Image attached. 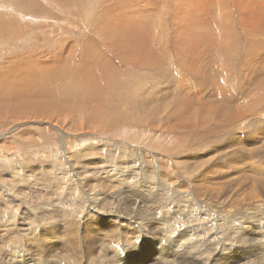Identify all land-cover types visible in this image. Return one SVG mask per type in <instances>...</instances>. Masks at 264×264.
<instances>
[{"label": "rangeland", "instance_id": "374dc122", "mask_svg": "<svg viewBox=\"0 0 264 264\" xmlns=\"http://www.w3.org/2000/svg\"><path fill=\"white\" fill-rule=\"evenodd\" d=\"M240 1L0 0L4 264H27V257L45 264L47 256L51 264H78L63 249L72 222L87 223L86 242L94 238L103 248L94 251L92 264H107L109 258L112 264H150L151 253L166 264H232L241 258L239 264H264V0ZM241 13L250 23L245 25ZM218 102L230 107L207 108ZM220 124L226 125L223 134ZM205 159L213 162L194 165ZM207 169L212 174L196 184L195 172ZM217 182L224 188L218 194L204 188ZM139 198L151 209L140 212ZM119 213L136 220L134 227L117 230L118 223L110 224ZM40 215L52 228L39 231ZM97 222L103 232L116 228L125 235L135 252L123 239L108 243L107 233L102 241L104 235L91 231ZM18 228L25 234L18 235ZM250 230H256L254 237ZM187 237L194 240L193 250ZM41 241L44 250L36 245ZM179 250H191L193 260H183ZM252 257L260 260L252 263Z\"/></svg>", "mask_w": 264, "mask_h": 264}, {"label": "bare ground", "instance_id": "6f19581e", "mask_svg": "<svg viewBox=\"0 0 264 264\" xmlns=\"http://www.w3.org/2000/svg\"><path fill=\"white\" fill-rule=\"evenodd\" d=\"M240 1V0H239ZM249 0H247V2H248ZM239 3H241V1L239 2ZM240 6L241 5H243V3L242 4H239ZM247 5V4H246ZM244 6V9H247V7L245 8V4L243 5ZM253 11H255L257 14H259V12L260 11H258V10H253ZM242 14V13H241ZM251 15V14H250ZM260 15V14H259ZM242 18H243V20H244V23H245V25H247L248 23H250L249 21V19H250V17L247 15V14H242V16H241ZM240 17V18H241ZM259 17V16H258ZM241 18V19H242ZM256 18L255 19H251V21H252V23H254V22H256ZM243 22V21H242ZM209 24V23H208ZM201 25V24H200ZM201 33V32H200ZM218 33H220V31L218 30ZM217 34V33H216ZM220 35V34H219ZM45 36V35H44ZM211 36V35H210ZM212 37V36H211ZM221 38V37H220ZM214 39V38H213ZM44 40V39H43ZM226 41V40H225ZM251 41V40H250ZM44 42H46V41H44ZM228 42V41H227ZM252 42V41H251ZM211 43V42H210ZM211 45V44H210ZM214 45V43L212 44V46ZM251 45H252V43H251ZM40 49V48H39ZM262 50V49H261ZM187 51V50H186ZM45 52V51H44ZM42 53V52H41ZM46 54L48 53V52H45ZM189 53V52H188ZM210 53V52H209ZM213 53V52H212ZM193 54H195V53H193ZM48 55V54H47ZM250 55V54H249ZM183 56V55H182ZM258 56V55H257ZM201 58V57H200ZM24 59V58H23ZM192 59V58H191ZM249 60V59H248ZM39 61V60H38ZM59 61V60H58ZM64 61V60H63ZM190 61V60H189ZM247 61V60H246ZM255 61V60H254ZM262 61V60H261ZM55 62V61H54ZM260 62V61H259ZM9 63V62H8ZM16 63H17V61H16ZM251 63H252V61H251ZM257 63V62H256ZM39 64H40V62H39ZM42 64V63H41ZM52 64V63H51ZM23 65V64H22ZM43 66V65H42ZM193 66V65H192ZM200 66V65H199ZM212 66V65H211ZM264 66V65H263ZM9 68H10V66H8ZM12 67V66H11ZM25 67V66H24ZM78 67V66H77ZM247 67V66H246ZM253 67H255V66H253ZM186 68H188V67H186ZM2 69H4V68H2ZM1 68H0V72H1V70H2ZM39 69H40V67H39ZM46 69V68H45ZM14 70V69H13ZM24 70V69H23ZM182 70V69H181ZM188 70V69H187ZM191 70V69H190ZM193 70H195V71H199L198 70V68H197V66L196 67H194L193 68ZM10 71V70H9ZM15 71V70H14ZM43 72V71H42ZM241 72H242V70H241ZM249 72V71H248ZM3 73V72H2ZM8 73V72H7ZM36 74H37V72H36ZM50 74V73H49ZM49 74H47L48 76H49ZM52 74V73H51ZM11 75V74H10ZM17 75V74H16ZM184 75H186L185 73H184ZM5 76V75H4ZM38 76V75H37ZM240 76H242V75H240ZM3 77V76H2ZM23 77H25V76H23ZM36 77V76H35ZM181 77V76H180ZM203 77V76H202ZM34 78V77H33ZM52 78V77H51ZM78 78V77H77ZM199 78V77H198ZM241 78V77H240ZM21 79H23V78H21ZM35 79V78H34ZM39 79V78H38ZM37 78H36V80H38ZM44 79V78H43ZM42 79V80H43ZM47 79H50V77L49 78H47ZM47 79H46V81H47ZM1 80V79H0ZM52 80H54V77L52 78ZM62 80V79H61ZM64 80V79H63ZM78 80V79H77ZM165 80V79H164ZM195 80V79H194ZM206 80V79H205ZM18 81V80H17ZM39 81V80H38ZM45 81V82H46ZM81 81V80H80ZM79 81V82H80ZM202 82H203V80H201ZM25 82V81H24ZM27 82V81H26ZM41 82V81H40ZM60 82V81H59ZM62 82V81H61ZM170 82V81H169ZM49 83V82H48ZM174 83V82H173ZM200 83V82H199ZM204 84H205V86H208V80L206 81V82H203ZM50 84V83H49ZM48 84V85H49ZM57 83H55L54 85H56ZM22 85V84H21ZM28 85V84H27ZM52 85V84H51ZM50 85V86H51ZM197 86H198V83L196 84ZM200 85V84H199ZM244 85V84H243ZM49 86V87H50ZM62 86V85H61ZM171 86V85H170ZM204 86V87H205ZM211 86V85H210ZM35 87V86H34ZM41 87V86H40ZM42 87H43V85H42ZM84 87H86V86H84ZM172 87V86H171ZM202 87V86H201ZM152 88V87H151ZM190 88V87H189ZM36 89V88H35ZM151 90H153V88L151 89ZM51 91V90H50ZM182 91V90H181ZM221 91V90H220ZM35 92V91H34ZM39 92V91H38ZM195 92H197V91H195ZM36 93H37V91H36ZM203 93V92H202ZM1 94V93H0ZM56 94V93H55ZM198 94V93H197ZM201 94V93H200ZM22 95V94H21ZM20 95V96H21ZM170 95V94H169ZM16 96V95H15ZM23 96V95H22ZM22 96L19 98V99H21L22 98ZM174 96V95H173ZM181 96V95H180ZM159 97V96H158ZM163 97V96H162ZM201 97V96H200ZM29 99V98H28ZM42 99V98H41ZM44 99V98H43ZM242 99V98H241ZM22 100V99H21ZM229 100V99H228ZM10 101H11V99H10ZM16 101V100H15ZM37 101V100H36ZM199 101H202V100H199ZM204 101V100H203ZM241 101V100H240ZM244 101V100H243ZM73 102V101H72ZM172 102V101H171ZM182 102V101H181ZM176 103L177 104V106H179V107H181V104L182 103ZM205 102V101H204ZM229 102H232V100L231 101H229ZM246 102V101H245ZM249 102V101H248ZM175 103V102H174ZM18 104V103H17ZM44 104V103H43ZM200 104H202L201 102H200ZM207 104V103H206ZM206 104H205V107H206ZM215 104V103H214ZM234 104V103H233ZM173 105H175V104H173ZM213 105V104H212ZM44 106V105H43ZM20 107V106H19ZM230 107V105H227V104H223V103H216L214 106H210V107H207V108H209V110L211 109V108H214V109H218V108H229ZM182 109V108H181ZM219 111H221V110H219ZM223 112V111H222ZM247 112V111H246ZM246 112H244L245 114H246ZM13 113H15V111L13 112ZM180 113V112H179ZM225 113V112H224ZM224 115V114H223ZM236 115V118H235V120H237L239 117H241V113H240V115H237V114H235ZM176 116V115H175ZM186 116V115H185ZM222 117H224V116H222ZM242 117H244V116H242ZM173 118V117H172ZM182 118H183V115H182ZM229 118V116L227 117V115H226V119H228ZM225 119V117L223 118V120H226ZM230 119V118H229ZM222 120V119H221ZM234 120V121H235ZM188 121V120H187ZM215 121L216 122H218V120L217 119H215ZM227 121V120H226ZM229 121H231V119L229 120ZM77 122V121H76ZM170 122V121H169ZM168 122V123H169ZM182 122V121H181ZM219 122H220V119H219ZM218 122V123H219ZM221 122H223V121H221ZM175 123V122H174ZM226 123V122H225ZM229 123H231V122H229ZM232 123H233V118H232ZM90 124V123H89ZM173 124V123H172ZM176 124V123H175ZM202 124V123H201ZM223 124H224V122H223ZM223 124H222V126H223ZM169 125H170V123H169ZM185 125V124H184ZM236 125V124H235ZM172 126V125H171ZM210 126V125H209ZM208 126V127H209ZM224 126H226V125H224ZM224 126L223 127H221V124H220V126L218 125V127H219V129L222 131V128H224ZM227 126H229L228 128H226L227 129V131H228V133H233V129H230V125L229 124H227ZM173 127V126H172ZM207 127V126H206ZM221 127V128H220ZM254 127V126H253ZM243 129V128H242ZM241 129V130H242ZM237 130H238V128H237ZM250 130V129H249ZM248 130V131H249ZM207 131V130H206ZM251 131V130H250ZM256 131V130H255ZM212 133H214V131L212 132ZM211 133V134H212ZM255 133V132H254ZM256 133H258V132H256ZM215 135H216V133H214ZM221 134H223V131L221 132ZM224 134H225V129H224ZM65 135V134H64ZM227 135H229V134H226L225 136L227 137ZM216 136H218V135H216ZM225 136H223V137H225ZM254 136L256 137L257 135L256 134H254ZM259 136V135H258ZM213 137V136H212ZM215 137V136H214ZM219 137V136H218ZM243 137V136H242ZM231 138V137H230ZM257 138V137H256ZM219 139L221 140V138L219 137ZM219 139H218V142L217 143H219ZM214 141V140H213ZM216 141V140H215ZM160 144V143H159ZM160 146V145H159ZM253 146V145H252ZM94 148V147H93ZM97 150V149H96ZM260 150V149H259ZM220 152V151H219ZM159 157V156H158ZM71 158V157H70ZM201 158V157H200ZM199 159V158H198ZM262 159V158H261ZM128 160V159H127ZM206 160V159H205ZM203 160V161H196L197 163H195L194 165L196 166V165H198L197 167H201V166H204L205 167V165H209V164H211L213 161H211L210 162V160ZM75 162V161H74ZM78 162V161H77ZM179 162V161H178ZM224 162V161H223ZM23 163V162H22ZM71 163V162H70ZM126 163V162H125ZM167 163V162H166ZM188 163V162H187ZM72 164V163H71ZM134 164V163H133ZM189 164V163H188ZM73 165V164H72ZM215 165V164H214ZM227 165V164H226ZM133 167V166H132ZM191 167V166H190ZM189 167V168H190ZM196 167V168H197ZM211 167V166H210ZM75 168V167H74ZM91 169H93V168H91ZM260 168H258V170H259ZM211 170V169H210ZM75 171V170H74ZM109 172V171H108ZM209 170L207 169V170H203V171H201V172H198V173H196L195 172V176H194V178L192 177V180L193 181H196V184H198V183H201V181L203 180V179H206L207 180V178H209L207 175H209V173L210 174H212V172H213V170H212V172L210 171L209 173ZM264 174V173H263ZM12 175V174H11ZM79 175H81V174H79ZM184 175V174H183ZM186 175V174H185ZM196 175H197V177H196ZM155 178H157V175H153ZM189 176V175H188ZM192 176V175H191ZM214 176V175H213ZM78 177V176H77ZM152 177V176H151ZM161 177H162V175H161ZM161 177L160 178H158L157 180L158 181H162V179H161ZM166 177V176H165ZM86 178V177H85ZM167 178V177H166ZM178 178V177H177ZM217 178H219V179H224L225 177H223V176H218ZM154 179V178H153ZM173 179H175V178H173ZM226 179V178H225ZM82 180V179H81ZM87 180V179H86ZM85 181V180H84ZM100 181V180H99ZM170 181H172V180H170ZM182 181V180H181ZM211 181V180H210ZM212 181H213V179H212ZM217 181H218V179H217ZM167 182V181H166ZM173 182V181H172ZM175 182V181H174ZM180 182V181H179ZM178 182V183H179ZM187 182V181H186ZM29 183V182H28ZM85 183V182H84ZM90 183V182H89ZM176 183V182H175ZM174 183V184H175ZM209 183H211V182H209ZM214 183V182H213ZM218 184H216L217 186H214V188H211V187H209V184L208 183H206V185L207 186H205L204 185V188L205 189H210V190H213V191H217V194H218V192H219V190H221L222 188H223V186L221 185V183L220 182H217ZM80 184V183H79ZM88 184V183H87ZM163 182H162V184H159L158 186H159V189L163 186ZM166 184H168V183H166ZM173 184V183H172ZM171 184V185H172ZM191 184V183H190ZM189 184V185H190ZM195 184V185H196ZM256 184V183H255ZM17 185V184H16ZM81 185H83V184H81ZM169 185V184H168ZM167 185V186H168ZM177 185V184H176ZM188 185V184H187ZM199 185V184H198ZM211 185V184H210ZM213 185V184H212ZM225 185V184H224ZM263 185H264V183H263ZM98 186V185H97ZM103 186V185H102ZM178 186V185H177ZM191 186V185H190ZM190 186H189V188H190ZM201 186V185H200ZM84 186H80V187H78V188H83ZM104 187H106V186H104ZM192 187V186H191ZM202 187V186H201ZM24 188V187H23ZM85 188V187H84ZM177 188V187H176ZM179 188V187H178ZM181 188V187H180ZM184 188V187H183ZM183 188H181V189H183ZM188 188V189H189ZM197 188V187H196ZM227 188V187H226ZM260 188V187H259ZM86 189H89V188H86ZM86 189H84V193H85V195H86V197H87V200H90V204L92 205V207L94 206V202H93V200H92V196H90L88 193H87V191H86ZM91 189V188H90ZM184 189H186V188H184ZM203 189V188H202ZM224 189V188H223ZM83 190V189H82ZM97 190V189H96ZM102 190V189H101ZM101 190H99V192L98 193H100L101 192ZM161 190V189H160ZM169 190V189H168ZM190 190V189H189ZM209 190V191H210ZM81 191V190H80ZM91 192H92V190H90ZM192 191V190H191ZM198 191H199V189H198ZM255 191V190H254ZM96 192V191H95ZM172 192V191H171ZM179 192V191H178ZM196 192H197V190H196ZM203 193L205 192V191H202ZM215 192H213L215 195H217ZM221 192V191H220ZM225 192V191H224ZM256 192V191H255ZM13 193H17V192H13ZM19 193V192H18ZM187 193V192H186ZM189 193V192H188ZM203 193H201V194H203ZM208 193V192H207ZM210 193V192H209ZM222 193V192H221ZM80 194V193H79ZM82 194V193H81ZM103 194V193H102ZM101 194V195H102ZM181 194H183V193H181ZM184 194H185V192H184ZM193 194V193H192ZM192 194H190V195H192ZM175 195V194H174ZM189 195V194H188ZM189 195V196H190ZM198 195V194H197ZM200 195V194H199ZM219 195H221V194H219ZM227 195V194H226ZM180 196V195H179ZM202 196V195H201ZM204 196V195H203ZM206 196H208V195H206ZM218 196V195H217ZM103 197V196H102ZM174 197H176V196H174ZM181 197V196H180ZM184 197V196H183ZM197 197V196H196ZM199 197V196H198ZM219 198H220V196H218ZM226 197V196H225ZM12 198V197H11ZM26 198V197H25ZM93 198H94V196H93ZM172 198V197H171ZM190 198V197H189ZM200 198V197H199ZM209 198V197H208ZM228 198V197H227ZM13 199V198H12ZM175 199V198H174ZM191 199V198H190ZM201 199H203L202 197H201ZM200 199V200H201ZM205 199V198H204ZM29 200V199H28ZM79 200V199H78ZM172 200H173V198H172ZM176 200V199H175ZM192 200V199H191ZM194 200V199H193ZM222 200H224V198L222 199ZM230 200H232V199H230ZM137 201H139V202H137ZM136 202H135V204H138V207H139V209H140V212L141 211H143V212H146V211H148L149 209H151L150 208V206L152 205V204H149V201H144L143 200V198H139L138 200H137ZM187 201V203H188V200H186ZM196 201H197V199H196ZM80 202V201H79ZM88 202V201H87ZM143 202V203H142ZM153 202V201H152ZM169 202H170V200H169ZM169 202H167V203H169ZM178 202V201H177ZM179 202H181V201H179ZM183 202V201H182ZM192 202V201H191ZM203 203H204V201H202ZM95 203H96V201H95ZM111 203V202H110ZM186 203V205H190V203H188L187 204ZM193 203V202H192ZM207 203H208V201H207ZM232 203V202H231ZM235 203V202H234ZM255 203V202H254ZM96 204H98V203H96ZM104 204V203H103ZM179 204V203H178ZM193 204H195V202L193 203ZM236 204V203H235ZM168 205V204H167ZM175 205V204H174ZM198 205H199V203H198ZM202 205V204H201ZM237 205V204H236ZM235 205V206H236ZM239 205V204H238ZM254 205V204H253ZM101 206V205H100ZM100 206H98V208H101ZM184 206V205H183ZM193 206H196V204L195 205H193ZM240 206V205H239ZM242 206V205H241ZM91 207V208H92ZM174 207V206H173ZM198 207V206H197ZM199 207H200V205H199ZM207 207V206H206ZM206 207L203 209V210H205V212L207 211L206 210ZM238 207V206H237ZM74 208V207H73ZM171 208V207H170ZM212 208V207H211ZM216 208V207H215ZM233 208V207H232ZM246 208V207H245ZM90 209V208H89ZM122 209V208H121ZM194 209V208H193ZM196 209V208H195ZM239 209V208H238ZM243 209V208H242ZM262 209V208H261ZM114 210V209H113ZM171 210V209H170ZM188 210H189V208H188ZM197 210V209H196ZM199 210V209H198ZM252 210V209H251ZM51 211H52V209H51ZM56 211V210H55ZM199 211H201V210H199ZM240 211V210H239ZM238 211V212H239ZM260 211V210H259ZM49 212V211H48ZM56 212H58V211H56ZM95 212V211H94ZM202 212H204V211H202ZM207 212H209V211H207ZM216 212H217V210H216ZM249 212H250V210H249ZM92 213V212H91ZM226 213V212H225ZM225 213H224V217H225ZM235 213V212H234ZM240 213V212H239ZM264 213V212H263ZM96 214V213H95ZM118 214V213H117ZM184 214H185V212H184ZM193 214V213H192ZM202 214V213H201ZM206 214V213H205ZM205 214H203L204 216H205ZM219 214V213H218ZM99 215H101V214H99ZM119 215L120 216H122V217H120L119 216V218H116L115 217V219L114 220H110V224L111 223H118V226H116V224H115V226L117 227V230H118V228H120L121 226H123L124 227V225H128V226H132V227H134V224H133V222H136V220L134 221V220H129L128 218H125L126 220H124L123 219V216H127V217H131V216H129L128 215V213H119ZM215 215V214H214ZM222 215V214H221ZM227 215V214H226ZM241 215V214H240ZM247 215V214H246ZM73 216H75V215H73ZM195 216V215H194ZM204 216H202V217H204ZM42 216L40 215V216H37L36 218V221L38 220V226H39V228H40V230L39 231H42L43 229H46V227H47V229H49V228H52V223H50V222H46L47 224H43L44 223V220L45 219H40ZM49 217H53V219H54V215L53 214H50V213H48V218ZM189 217V216H188ZM207 217V216H206ZM215 217V216H214ZM223 217V216H222ZM227 217V216H226ZM190 218V217H189ZM220 218V217H219ZM219 218L217 217V219L219 220ZM47 219V218H46ZM51 219V218H50ZM159 219V218H158ZM197 219V218H196ZM75 220H77V222H78V219H75ZM190 220H192V219H190ZM221 221H222V219H220ZM259 220V219H258ZM81 221V220H80ZM122 221H124V222H122ZM151 221V220H150ZM177 221V220H176ZM226 221V220H225ZM247 221V220H246ZM261 221V220H260ZM55 222H57V223H55ZM58 219L57 220H55L54 221V227H56L57 228V226H59V224H58ZM186 222V221H185ZM190 222H192V221H190ZM214 222H216V220L214 221ZM228 222V221H227ZM4 223V222H3ZM81 223H85V221H83L82 220V222ZM99 223L100 222H97L96 223V225L98 224V226H96V227H91V231H93V232H95V233H97L98 235H104V237L103 236H101V237H103L102 238V241L103 240H105L106 239V237H105V235H107L108 234V236L109 237H111V240L108 242V243H111V244H113L114 245V242H119L121 239H123V241L122 242H124L126 245H124V247H129L128 249H129V251L131 252V251H134V247H133V245H130L129 244V242H127V239H126V237H125V235H123L122 233H117L118 231L116 230V228H115V230L117 231H115L114 230V228L112 229L111 228V226L109 227V229L111 228V230H109V232L108 231H106V232H103V230H102V228L99 226ZM139 223V222H138ZM194 223V222H193ZM255 223V222H254ZM235 224V223H234ZM75 225V226H74ZM139 225V224H138ZM141 225V224H140ZM145 225V224H144ZM188 225V224H187ZM198 225V224H197ZM11 226H14V225H11ZM196 226V225H195ZM218 226H220V224L218 225ZM114 227V226H113ZM145 227V226H144ZM224 227V226H223ZM230 227V226H229ZM89 227H88V224L87 223H85V224H82L80 227L79 226H77L75 223H70V226H69V231H70V233H68L67 234V238H66V236L64 237V238H66V244H64V247H63V249H64V251L66 252V253H69L68 255H69V257H72L71 259H73L74 258V261L75 262H77L78 264H92V262H93V260H92V257H94V251H103L102 249V247L101 246H98V244H96V240L93 238L92 239V241L91 242H86V237L88 238V236H86V234H85V231H87V229H88ZM219 228V227H218ZM54 229V228H53ZM133 229V228H132ZM232 229H234V228H232ZM125 230V229H124ZM128 230V229H127ZM241 230L242 229H240V232H241ZM17 232H18V235L19 234H25V231H26V229H21L20 228V230H19V228L16 230ZM20 231H21V233H20ZM55 231H57L56 229H55ZM133 231H135V230H133ZM132 231V232H133ZM235 232H237L236 230H234ZM239 231V230H238ZM255 231L256 230H250V231H248V235L250 234L251 236L253 235V237L255 236ZM52 232V231H51ZM218 232H219V229H218ZM13 233V231H11L9 234H12ZM27 233H29V232H27ZM107 233V234H106ZM129 233V232H128ZM186 233V231L185 232H182V234L184 235ZM220 233V232H219ZM227 233V232H226ZM225 233V234H226ZM257 233V232H256ZM168 234V233H167ZM170 234V233H169ZM187 234V233H186ZM259 234V233H258ZM257 234V235H258ZM13 235V234H12ZM12 235H11V238H13L12 237ZM133 235H134V233H133ZM156 235V234H155ZM173 235V234H172ZM220 235V234H219ZM47 236V235H46ZM51 236V235H50ZM127 236H128V234H127ZM146 236H147V234H146ZM152 236V235H151ZM238 236V235H237ZM260 236V235H259ZM26 237H27V235H26ZM55 237H56V239L57 238H59V237H57L56 235H55ZM55 237H54V239H55ZM193 237V236H192ZM192 237H187V239H188V241H190V244H188V247H189V249H192L193 247H194V240H193V238ZM219 237H221V235L219 236ZM244 237H245V232L243 231V232H241V237L239 238V242L240 243H242L243 244V241H244ZM249 236H247V238H248ZM253 237H251V238H253ZM264 237V236H263ZM3 238V237H2ZM15 238L16 237H14V240L13 241H15ZM28 238V237H27ZM46 238V237H45ZM131 238V237H130ZM160 238V237H159ZM236 238V237H235ZM26 239V238H25ZM35 239H39L38 238V236L37 237H33V240H35ZM199 239V238H198ZM210 239V238H209ZM46 240V239H45ZM59 240V239H58ZM263 240V239H262ZM48 241V240H47ZM61 241V240H60ZM258 241V240H257ZM39 242V241H38ZM43 241H41V243L40 244H36L38 247H40V248H42L43 247V245H44V243H42ZM154 242V241H153ZM205 242V241H204ZM244 242H246V241H244ZM260 242V241H259ZM233 243V242H232ZM258 243V242H257ZM28 244V243H27ZM26 244V245H27ZM181 244V243H180ZM212 244V243H211ZM248 244H250V243H248ZM35 245V246H36ZM62 245V244H61ZM66 245V246H65ZM179 245V244H178ZM213 245V244H212ZM221 245V244H220ZM244 245H246V244H244ZM31 246H33V245H31ZM177 246V245H176ZM37 247V249H39ZM99 247V248H98ZM131 247V248H130ZM260 247H261V245H260ZM44 248V247H43ZM42 248V249H43ZM56 248V247H55ZM164 248V247H163ZM254 248V247H253ZM34 249V248H33ZM45 249V248H44ZM43 249V250H44ZM61 249V248H60ZM125 249V248H124ZM127 249V250H128ZM132 249V250H131ZM144 249V248H143ZM198 249V248H197ZM240 249V248H239ZM248 249V248H247ZM35 250H36V248H35ZM43 250H38V251H41V253H42V251ZM126 250V249H125ZM124 250V252H127V251H125ZM148 250V249H147ZM193 250V249H192ZM206 250V249H205ZM29 251V250H28ZM37 251V252H38ZM180 251V255H182V257H183V260H193V258L191 257L192 256V254H190V253H192L191 252V250H188V251H186V250H179ZM44 252V251H43ZM54 252V251H53ZM58 252H60V251H58ZM135 252V251H134ZM264 251H262V253L261 254H264L263 253ZM36 253V252H35ZM105 253V252H104ZM199 253V252H198ZM39 254V253H38ZM37 254V255H38ZM45 254V253H44ZM51 254H53V253H51ZM57 253H55L54 254V256L56 255ZM170 254V253H169ZM253 254V253H252ZM259 254V253H258ZM57 255H59V254H57ZM57 255L55 256V257H57ZM255 255H257V254H254V257H255ZM39 256H42V254L41 255H39ZM54 256H50V257H54ZM66 256V255H65ZM100 256V255H99ZM98 256V257H99ZM172 256L173 257H177L178 256V250H176V251H174L173 252V254H172ZM196 256V255H195ZM200 256V255H199ZM198 256V257H199ZM241 256V255H240ZM250 257H251V255H249ZM44 257V256H43ZM122 257V256H121ZM181 257V258H182ZM201 257V256H200ZM199 257V258H200ZM245 257H247V256H245ZM262 257H263V255H262ZM1 258V257H0ZM41 258V257H40ZM97 258V257H96ZM106 258H107V255H106ZM122 258H124V257H122ZM198 258V259H199ZM253 258V257H252ZM42 259V258H41ZM47 259H48V256H47V258H46V260H45V264H49L50 263V261H49V259H48V261H49V263H46L47 262ZM53 260H54V258H52ZM103 259V258H102ZM180 259V258H179ZM245 259V258H244ZM258 258L256 257V258H253V259H251L250 261H252V263H256V262H258L259 260H257ZM33 259H31V258H29V257H27V259L26 260H24V262H26L27 264H38V259H35V260H37V262L35 263V262H33L32 261ZM40 260V259H39ZM42 260H44V259H42ZM97 260H98V258H97ZM106 260V259H105ZM104 260V261H105ZM114 260V259H113ZM172 260V259H171ZM203 261H204V258L202 259ZM206 260V259H205ZM208 260V259H207ZM1 261V260H0ZM21 261H23V257H22V259H21ZM99 261V260H98ZM97 261V262H98ZM169 261H170V259H169ZM168 261V262H169ZM210 261V260H209ZM218 261V260H217ZM2 262V264H4V263H6L7 261H1ZM23 262V263H24ZM43 263L42 264H44V261H42ZM54 262V261H53ZM95 262V261H94ZM115 262V261H114ZM122 262V261H121ZM147 262H150V264L151 263H156V264H166L167 262H165V258L162 256V255H159V254H156V253H151V255H150V258L148 259V261ZM191 262V261H190ZM213 262V261H212ZM241 262L243 263L244 262V260H243V258H241ZM240 262V259H238V260H236V261H234L232 264H239V263H241ZM261 262L263 263L264 262V259H262L261 260ZM41 263V261H39V264ZM61 263V262H60ZM96 263V262H95ZM99 263V262H98ZM100 263H102V261L100 262ZM105 263V262H104ZM112 264V262H110V258H109V260H108V262H107V264ZM118 263H120V261H118L117 262V264ZM123 263V262H122ZM221 263V262H220ZM51 264V263H50ZM55 264V263H54ZM70 264H73V262L71 261L70 262ZM113 264H115V263H113ZM170 264H172V263H170ZM196 264V263H195ZM247 264H251V263H249V262H247Z\"/></svg>", "mask_w": 264, "mask_h": 264}]
</instances>
